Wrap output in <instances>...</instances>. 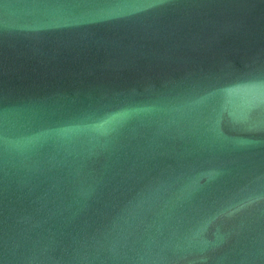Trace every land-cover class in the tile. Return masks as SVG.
I'll list each match as a JSON object with an SVG mask.
<instances>
[{"label":"water","instance_id":"95a60500","mask_svg":"<svg viewBox=\"0 0 264 264\" xmlns=\"http://www.w3.org/2000/svg\"><path fill=\"white\" fill-rule=\"evenodd\" d=\"M0 264H264V0H0Z\"/></svg>","mask_w":264,"mask_h":264}]
</instances>
